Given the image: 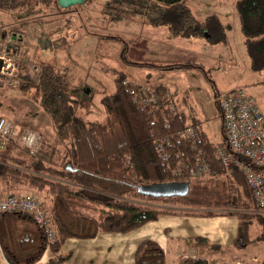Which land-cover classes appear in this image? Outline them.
<instances>
[{"label": "trees", "instance_id": "16d2710c", "mask_svg": "<svg viewBox=\"0 0 264 264\" xmlns=\"http://www.w3.org/2000/svg\"><path fill=\"white\" fill-rule=\"evenodd\" d=\"M3 1L7 2L5 6L15 3L20 13L29 6L46 11L53 7L57 15L74 9L59 8L56 0H31L32 4L30 0ZM234 8L249 68L252 72H261L264 70V0H236ZM147 13L144 22L165 27L170 37L220 41L224 35L225 29L215 15L196 21L183 0H151ZM45 16L43 13L35 18ZM14 29L18 30L0 27V36H3L0 42L12 35L11 32L15 33ZM58 40L61 41L55 38L52 42L51 53ZM135 42L128 40L120 50V59L128 65L202 72L198 64L190 62L165 66L134 62L128 58V50ZM58 64L43 60L16 64L17 90L48 117L55 139H41L35 133L39 137L38 145L32 153L20 146L23 158H9L0 152V198L30 196L37 200L49 217L54 241L47 244L31 216L0 213V249L7 264H37L46 249L55 256L44 264H64L70 254L60 252V247L67 239L133 232L161 216L233 217L237 228L232 245L238 249L253 241L248 238L251 224L258 226L264 239V212L257 210L244 176L235 167L228 171L223 168L216 155L217 144L209 141L203 121L191 109L187 110L183 100L176 101L162 84L150 88L133 86L125 74L116 72L112 92L98 98L100 119L92 120L91 111L83 106L80 97L81 94L93 96L95 90L86 86L82 88L83 93H78L79 90L66 83ZM208 83L213 89V105L222 125L215 102L218 93ZM151 94L153 100L149 98ZM143 99L147 102L143 103ZM186 128L195 133L193 139L176 138L175 134ZM221 133L218 144L223 145L222 127ZM162 137L168 141L164 148L168 154L166 159L155 150L156 140ZM6 142L14 145L18 141ZM196 153L205 158L209 167L211 177L207 180H191L185 172L176 173L181 169L179 164L191 163ZM172 182L186 183L187 195L151 198L136 192L141 185ZM186 242L207 246L206 240L200 237ZM208 248L218 247L208 245ZM182 262L206 264L200 258H185ZM133 264H165L164 252L154 240L144 239L135 247ZM260 264H264V258Z\"/></svg>", "mask_w": 264, "mask_h": 264}, {"label": "rangeland", "instance_id": "374dc122", "mask_svg": "<svg viewBox=\"0 0 264 264\" xmlns=\"http://www.w3.org/2000/svg\"><path fill=\"white\" fill-rule=\"evenodd\" d=\"M150 1L86 0L83 6L57 15L53 7L46 11L29 6L24 13H20L17 12L15 3L5 6L7 2L1 0L0 27L10 30L16 26L23 32V36L22 41L20 39L12 43L10 35H7L0 43V55L6 54L15 65L17 80V63H38L39 60L53 61L55 64L59 62L66 83L71 88L79 90L78 93H83L82 88L86 86L95 90L93 96L81 94L80 97L83 106H88L91 111L89 118L92 120L100 119L98 98L112 92L116 72L125 74L133 86L150 87L154 82L165 81L167 87L179 89L183 93L188 101L187 110L196 112L195 105L190 101L191 94L187 93V82L180 71L162 72L149 66L128 65L120 59V50L128 40L137 41L128 50V57L134 62L167 64L182 61L198 64L202 72L198 69L189 71L200 72L203 79L212 83L216 92L230 86L239 88L261 105L258 95L264 94V70L255 73L249 68L234 8L236 0H183L196 21L201 22L211 15L219 19L225 29L220 41H208L205 37L190 41L179 36L168 39L165 27H154L144 22ZM29 2L32 4L33 1ZM43 13L45 18H35ZM14 32L19 31L14 29ZM55 38H60L61 41H57V46L51 53ZM143 42L148 43V46L145 47ZM144 54L145 58H141ZM18 83L19 81L16 86H7L0 81V119L8 122L17 136L24 132H34L41 139L53 141V125L36 103L17 90ZM220 93L222 92L218 94ZM180 110L185 111V108L181 107ZM213 110L212 116L203 121V130L212 144H218L222 138L221 124L215 109ZM30 126L39 133L25 128ZM13 143H16V154L23 158L25 155L21 145ZM248 238L253 241L240 249L220 245L215 249L198 246L194 250H187L185 246L170 241L164 246L165 263L177 264L183 254L192 253L202 258H214L213 264L232 259L242 260L245 264H260L264 258V239L260 237L257 225H250Z\"/></svg>", "mask_w": 264, "mask_h": 264}, {"label": "built area", "instance_id": "2783aa9c", "mask_svg": "<svg viewBox=\"0 0 264 264\" xmlns=\"http://www.w3.org/2000/svg\"><path fill=\"white\" fill-rule=\"evenodd\" d=\"M0 78V81L7 86H16L18 82L15 65L10 62L6 54L0 55ZM149 98L153 100L154 96L151 94ZM142 101L147 102L144 99ZM215 102L221 113L224 137L223 145L217 144L215 147L216 155L225 170L235 167L240 171L246 180L257 210L264 212V110H261L255 100L239 88L218 94ZM13 129L8 122L0 119V149L4 147L8 139H17L21 146L32 153L38 145L39 137L32 132H24L17 136ZM175 136L193 139L195 133L192 129L186 128ZM167 145L166 137L155 142V150L163 159L168 157L164 150ZM178 168L181 169H177L176 173L185 172L191 180H207L211 177L206 160L200 153L193 156L191 163H180ZM0 213L31 216L42 230L47 244L54 241L49 217L34 198L30 196L0 198ZM178 264L184 263L181 261ZM219 264H244V262L232 259Z\"/></svg>", "mask_w": 264, "mask_h": 264}, {"label": "crops", "instance_id": "0c3cea01", "mask_svg": "<svg viewBox=\"0 0 264 264\" xmlns=\"http://www.w3.org/2000/svg\"><path fill=\"white\" fill-rule=\"evenodd\" d=\"M14 28H16V26H14ZM22 36L23 35H21L20 32H12V35L9 36L10 42H18L20 41V37ZM167 38L170 39L172 37L167 34ZM143 44L145 47L148 46V43L143 42ZM145 55L146 54H144L141 58H145ZM145 63L156 66H165L170 64H181L182 61L167 64H162L161 62L160 64L153 62ZM149 67L152 69H159L158 71L162 72L180 71V75L183 74L187 82L186 89L187 93L191 94L190 101L195 105L196 112L191 109L193 114L200 121L208 120L212 116V113H214L213 89L206 81V79L202 78V75L199 74L200 72L197 73L194 71H189L190 69L163 70L161 68L152 66ZM166 83L167 82L160 80L154 82L150 87L162 84L168 89L171 95L177 97V99L179 98L178 100H183V102L187 104L188 101L183 96V93H181L179 89L175 88V91L172 88L167 87V85H165ZM231 89H234V87L230 86L225 90L217 92H226ZM258 93L259 92H257V94ZM258 96V100L261 103V105H259L258 103V106L261 110H264V94L260 93ZM25 128L32 129L35 132L39 133L37 129L32 128L31 126ZM16 151L17 150L14 148V145H11L7 142L0 150V152L5 154L9 158H18ZM236 228L237 222L233 217L216 216L199 218L190 216H161L155 222L146 224L133 232L97 233L90 239H67L61 245L60 252H68L70 254L68 260L64 264H133V252L135 250V247L144 239L154 240L162 248L163 252L164 246L167 244V242L169 243L170 241L177 242V245L185 246L187 250H194L193 248H197L198 246L208 248V245H225L227 247L233 246L232 242L236 236ZM199 237L206 240L207 246L192 244L190 245L186 242L187 240ZM54 256L55 254H53L49 249H46L37 264H44L47 259ZM185 258H200L204 259L207 264H211V262L208 261H212V263H214V258H202L196 256V254L194 256L192 253L190 255L183 254L179 262ZM0 264H7L2 255L1 249Z\"/></svg>", "mask_w": 264, "mask_h": 264}, {"label": "water", "instance_id": "95a60500", "mask_svg": "<svg viewBox=\"0 0 264 264\" xmlns=\"http://www.w3.org/2000/svg\"><path fill=\"white\" fill-rule=\"evenodd\" d=\"M86 0H56V4L61 9H68L75 6H83ZM2 35L0 39H2ZM136 192L141 196L151 198H172L184 197L188 193V185L186 183H163L141 185L136 188Z\"/></svg>", "mask_w": 264, "mask_h": 264}]
</instances>
